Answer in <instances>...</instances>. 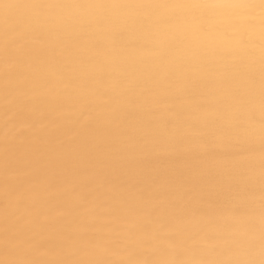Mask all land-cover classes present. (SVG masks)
Wrapping results in <instances>:
<instances>
[{
  "label": "snow or ice",
  "instance_id": "snow-or-ice-1",
  "mask_svg": "<svg viewBox=\"0 0 264 264\" xmlns=\"http://www.w3.org/2000/svg\"><path fill=\"white\" fill-rule=\"evenodd\" d=\"M0 264H264V0H0Z\"/></svg>",
  "mask_w": 264,
  "mask_h": 264
}]
</instances>
